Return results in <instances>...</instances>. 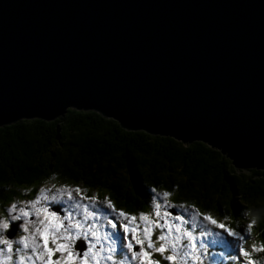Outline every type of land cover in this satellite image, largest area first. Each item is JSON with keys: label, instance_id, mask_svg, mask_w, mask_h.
Returning a JSON list of instances; mask_svg holds the SVG:
<instances>
[{"label": "water", "instance_id": "obj_1", "mask_svg": "<svg viewBox=\"0 0 264 264\" xmlns=\"http://www.w3.org/2000/svg\"><path fill=\"white\" fill-rule=\"evenodd\" d=\"M69 108L264 170V0H0V126Z\"/></svg>", "mask_w": 264, "mask_h": 264}, {"label": "trees", "instance_id": "obj_2", "mask_svg": "<svg viewBox=\"0 0 264 264\" xmlns=\"http://www.w3.org/2000/svg\"><path fill=\"white\" fill-rule=\"evenodd\" d=\"M42 186L79 187L85 197L96 196L98 205L107 198L133 215L150 213L152 197L167 191L169 203L244 234L250 253L253 243L264 241V170H239L202 141L184 144L126 130L92 110L69 108L52 121L0 126V216L12 203L34 199ZM250 221L255 224L249 235ZM236 252H227L229 258L218 264H239L231 259ZM155 259H161L159 253ZM252 259L264 263V252L252 253Z\"/></svg>", "mask_w": 264, "mask_h": 264}, {"label": "snow or ice", "instance_id": "obj_3", "mask_svg": "<svg viewBox=\"0 0 264 264\" xmlns=\"http://www.w3.org/2000/svg\"><path fill=\"white\" fill-rule=\"evenodd\" d=\"M65 196L67 200L63 203L67 207L63 209L65 214L60 215L59 210H52L47 202L60 203ZM169 196L167 191L157 192L150 201L151 212L136 216L117 210L107 198L99 201L111 210L105 214L96 209L97 197H85L79 187H61L51 195L49 189L40 188L39 195L34 199L22 205L12 203L6 207L7 216H0V246H3L0 247V264H37V261L39 264H161V260L167 264H195L201 261L199 249L207 250L204 242L200 243L198 249L193 233L198 227L197 217L201 215L204 221L235 237L232 243L237 252L231 257L232 260L239 264H260L259 260L252 259V253L264 252V241L259 246L253 243L250 253L245 247V235L225 223L199 212H192L186 218L181 212L168 211L169 208H180L183 213H188L186 206L169 203ZM83 199L89 203H81ZM32 215L36 217L35 220L28 219ZM112 215L117 219H111ZM101 219L110 226L111 231H102L104 225L99 223ZM21 220V224L14 223ZM254 224L255 221H250L247 225L249 235ZM185 225H190L193 230ZM19 229L25 235H20L18 240L8 235ZM211 235L219 237L220 233L204 228L199 232L201 237ZM227 243L225 239L212 241L213 246ZM14 244L18 246L14 248ZM134 244L138 250H134ZM125 247L130 256L125 254ZM156 253L160 254L161 259L153 258Z\"/></svg>", "mask_w": 264, "mask_h": 264}, {"label": "rangeland", "instance_id": "obj_4", "mask_svg": "<svg viewBox=\"0 0 264 264\" xmlns=\"http://www.w3.org/2000/svg\"><path fill=\"white\" fill-rule=\"evenodd\" d=\"M42 188L49 189V195H51V194H55L57 192V189H59L61 187L49 188V187L42 186ZM67 188H69V187H67ZM37 195H39V193ZM73 195L76 196V193L73 192ZM76 198L80 199V197H78V196ZM64 200H67L66 196L62 198V201L60 203H56V204H61L63 209L67 207V204L63 203ZM47 203H48L49 206L51 204H54V202H51V201H49ZM69 203H71V202H69ZM81 203L88 204L89 201L87 199H83V200H81ZM17 204L18 205H22L21 203H17ZM90 208H91V206H90ZM176 209L179 210L177 212H181V214H185L186 218H188L192 212H196L195 210H193V208H188V213H183L180 208H176ZM2 216H7V215L4 214ZM30 217L33 218L35 216L34 215L29 216L28 219H31ZM78 217H80V216H77V218ZM16 222H18V221H16ZM103 222H105V221H103ZM196 223H197L198 227L196 229H194V230L191 229L190 225H185L184 226L186 228H189L190 230H193L194 236H196V238H197L196 239V243H197L198 249H199V245H200L201 242H204L206 244V246H207V250L206 251L204 249H199L198 254L201 255V261L195 262V264H218L219 261H226L229 258V254H227V252L232 251V250L233 251L237 250L234 247L233 243H232V241L235 240V237L228 236L225 231L219 229L216 226L211 225L207 221L202 220L199 216L197 217ZM201 228H204L206 230H210L213 233H220V236L216 237L215 235H211V236H203V237H201V236H199V232H200ZM20 235H25V233L23 232L22 229H20V231H18V234L14 235L13 237L18 240ZM129 239H130V234H129ZM218 239H225V240L228 241V243L227 244H216L215 246H213L212 245V241L213 240H218ZM124 243L126 245L127 244V240H125ZM118 244H119V242H118ZM17 246L18 245L14 244V248L17 247ZM0 247H3V246H0ZM105 247H107V243L105 244ZM217 247H221L222 249L217 250ZM124 250H125V254L130 256V253H127V248L126 247H125ZM235 255H236V253H235ZM231 257H232V255H231ZM29 264H30V262H29ZM37 264H39V261H37ZM133 264H135V262H133ZM262 264H264V263H262Z\"/></svg>", "mask_w": 264, "mask_h": 264}, {"label": "clouds", "instance_id": "obj_5", "mask_svg": "<svg viewBox=\"0 0 264 264\" xmlns=\"http://www.w3.org/2000/svg\"><path fill=\"white\" fill-rule=\"evenodd\" d=\"M35 198V197H34ZM59 205H61V204H53L52 206H50V208L52 209V210H54L53 209V207H56V208H59V213H60V215H64L65 213H64V211H63V207H62V205H61V207L59 206ZM116 208V207H115ZM117 210H121V208H116ZM173 210H175V213H177V211H179V210H177L176 208H169V211L170 212H172ZM55 211V210H54ZM126 213V212H125ZM133 215V214H132ZM36 219V217H33V219L31 218L30 220H35ZM19 222V224H21L22 223V221H18ZM107 224V223H106ZM110 227V226H109ZM120 229L118 228V231H119ZM17 232L15 233V235L16 234H18V231H20V229L19 230H16ZM157 232H159L158 230H157ZM78 243H79V241H78ZM107 242H105V244H106ZM51 246V245H50ZM134 246H136V245H134ZM134 250H138V248H134ZM125 251V250H124ZM157 254L158 253H156V254H154L153 255V258L155 259L156 257H157ZM59 255V253H57L56 254V256H58ZM54 258H56L55 256H54Z\"/></svg>", "mask_w": 264, "mask_h": 264}, {"label": "flooded vegetation", "instance_id": "obj_6", "mask_svg": "<svg viewBox=\"0 0 264 264\" xmlns=\"http://www.w3.org/2000/svg\"><path fill=\"white\" fill-rule=\"evenodd\" d=\"M103 201V200H102ZM56 204V203H55ZM53 204H51L50 206H52ZM57 205V204H56ZM49 206V207H50ZM60 207H61V205H59ZM96 209H99L100 211H102V212H104L105 214H107L108 212H110L111 210L110 209H106L105 208V205H98V204H96ZM95 210V209H94ZM168 211H169V209H168ZM136 216H139V213L136 215ZM30 218H32V217H30ZM78 218H80V217H78ZM111 219H117V217L115 216V215H112L111 217H110ZM33 219V218H32ZM22 221V223H23V220H21ZM94 222V221H93ZM99 223L100 224H103L104 225V228L102 229V231H111V229H110V227L106 224V222H103V220H100L99 221ZM138 248V246H134V248Z\"/></svg>", "mask_w": 264, "mask_h": 264}]
</instances>
